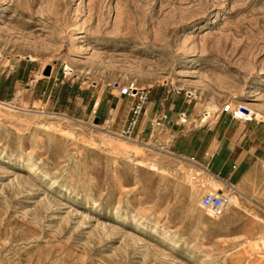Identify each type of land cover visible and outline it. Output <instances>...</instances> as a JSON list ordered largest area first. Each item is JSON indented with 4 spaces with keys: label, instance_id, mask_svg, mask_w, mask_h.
Returning <instances> with one entry per match:
<instances>
[{
    "label": "rangeland",
    "instance_id": "374dc122",
    "mask_svg": "<svg viewBox=\"0 0 264 264\" xmlns=\"http://www.w3.org/2000/svg\"><path fill=\"white\" fill-rule=\"evenodd\" d=\"M127 83L145 111L171 88L181 120L229 101L263 144L236 190L159 149L155 108L135 141L114 135ZM211 179L235 194L218 217ZM0 264H264V0H0Z\"/></svg>",
    "mask_w": 264,
    "mask_h": 264
},
{
    "label": "crops",
    "instance_id": "0c3cea01",
    "mask_svg": "<svg viewBox=\"0 0 264 264\" xmlns=\"http://www.w3.org/2000/svg\"><path fill=\"white\" fill-rule=\"evenodd\" d=\"M149 97L148 90V99ZM180 98H178L176 93L172 92L171 88L164 89L159 96L154 97V100L148 105V110L145 111L147 114L148 111L152 114L155 108V117L160 116L163 112L167 113V120L161 125L165 129L163 139L161 140V143L165 144H162L163 147H160L163 152L179 155L189 162L194 160V162L203 165L205 169L210 170L218 178L225 179V181H227L226 179L229 181L237 180L241 173L243 176L253 163V157H258V155L254 154V151L263 146V144L256 142V130L253 127H248L244 131L245 124L242 128L234 126L231 121L223 119L224 117L228 118V115L231 118L233 116L221 111L220 116L218 115L214 121L196 122L193 120L188 121L186 118L181 120L182 116L188 117L191 111L187 113L186 106L179 103ZM99 103L100 98H98L94 106L95 109ZM142 115L143 113L139 116L135 133L138 131V133L143 134V127L139 128ZM149 120L148 128H150ZM149 131L145 132L144 135L146 137H148ZM237 134H241L244 137L248 135L251 140L248 149L241 150L237 147L235 143ZM153 137L154 134L152 135Z\"/></svg>",
    "mask_w": 264,
    "mask_h": 264
},
{
    "label": "built area",
    "instance_id": "2783aa9c",
    "mask_svg": "<svg viewBox=\"0 0 264 264\" xmlns=\"http://www.w3.org/2000/svg\"><path fill=\"white\" fill-rule=\"evenodd\" d=\"M119 94L124 96H131L134 98L133 102L128 106V113L121 125L119 126L118 133L123 137H133L138 125L139 116L144 109V104L148 100V90L144 87L135 88L131 84H124L119 88ZM188 97H192L191 91L186 92ZM221 112L231 113V103L224 102L221 107ZM167 120V113L163 112L149 120L150 128L154 126H161ZM235 166V165H233ZM227 202L226 195L216 192H205L201 195L200 203L202 207L209 209L213 215H221L224 211Z\"/></svg>",
    "mask_w": 264,
    "mask_h": 264
},
{
    "label": "bare ground",
    "instance_id": "6f19581e",
    "mask_svg": "<svg viewBox=\"0 0 264 264\" xmlns=\"http://www.w3.org/2000/svg\"><path fill=\"white\" fill-rule=\"evenodd\" d=\"M30 57V59H35V57L34 56H29ZM68 68H70V67H68ZM73 69V68H72ZM69 70H71V69H69ZM116 86V85H115ZM133 89H135V87L133 86ZM211 108H215V106L214 105H211ZM217 108V107H216ZM246 108V109H245ZM145 107H144V109H143V112L142 113H144V111H145ZM231 113H232V115L235 117V115H234V111H233V107H232V104H231ZM235 114H236V116L238 117V118H240V119H251V116H252V114H251V112H250V110L246 107V106H243V105H241V106H238L237 108H236V110H235ZM207 116L206 117H208L209 118V116H210V113H207L206 114ZM207 118V119H208ZM205 120H206V118H205ZM161 129H164L162 126H159ZM152 129V131H154L155 129H159V128H156V127H153V128H151ZM112 133H114V135H118V136H121L119 133H116V132H112ZM122 138H124V139H127V140H134L135 141V139H133L134 137H123V136H121ZM107 142H108V140H107ZM116 143V142H115ZM113 144V143H112ZM119 145V144H118ZM118 145H116V144H114V147L115 148H118L119 149V146ZM160 150H162V148H159ZM163 151V150H162ZM167 152V151H166ZM125 153V152H124ZM165 153V152H164ZM167 153H169V152H167ZM125 158H127V159H129V160H133V158L131 157V155L130 154H127V155H125ZM140 163H143V162H140ZM203 166V165H202ZM152 167L153 168H156V165H152ZM253 167V166H252ZM255 167V166H254ZM200 168V167H199ZM251 168V167H250ZM203 169V168H202ZM208 172H211L210 170H208V169H206ZM258 170V169H257ZM201 172V171H200ZM212 173V172H211ZM247 173V172H246ZM251 173V172H250ZM257 173V172H256ZM213 174V173H212ZM255 174V173H254ZM256 175V174H255ZM254 175V176H255ZM260 175V174H259ZM212 176H214V174L212 175ZM216 176V175H215ZM253 176V177H254ZM257 176H258V174H257ZM247 177V176H246ZM256 177V176H255ZM221 181H223V182H227V181H225V179L223 180V179H221V178H219ZM252 179V178H251ZM190 180V179H189ZM219 181V180H218ZM217 181V179H211V180H209V184H210V186L212 187V189H210L209 191H211V192H216V193H222V194H224V195H226V197H227V202H226V205H225V208H224V211H223V213L225 212V210H228L230 207H231V205H234V199H235V194H232L231 192H223V186L219 183ZM243 183H244V181H243ZM191 184H192V182H191ZM226 185H229L230 186V188H231V190H236V187H235V185H233V184H231V183H228L227 182V184ZM229 203H231V204H229ZM238 205H239V202H238ZM200 206H201V204H200ZM202 207V206H201ZM203 208H205V207H203ZM206 210H209V209H207V208H205ZM214 217H218V216H220V215H213Z\"/></svg>",
    "mask_w": 264,
    "mask_h": 264
},
{
    "label": "water",
    "instance_id": "95a60500",
    "mask_svg": "<svg viewBox=\"0 0 264 264\" xmlns=\"http://www.w3.org/2000/svg\"><path fill=\"white\" fill-rule=\"evenodd\" d=\"M49 70H50V68L47 67V68L44 70V72H45V73H49ZM245 109H246V108H245Z\"/></svg>",
    "mask_w": 264,
    "mask_h": 264
}]
</instances>
